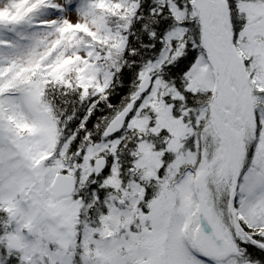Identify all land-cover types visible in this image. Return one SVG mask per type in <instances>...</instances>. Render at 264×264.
I'll list each match as a JSON object with an SVG mask.
<instances>
[{
  "label": "snow or ice",
  "instance_id": "snow-or-ice-1",
  "mask_svg": "<svg viewBox=\"0 0 264 264\" xmlns=\"http://www.w3.org/2000/svg\"><path fill=\"white\" fill-rule=\"evenodd\" d=\"M0 264H264V0H0Z\"/></svg>",
  "mask_w": 264,
  "mask_h": 264
}]
</instances>
